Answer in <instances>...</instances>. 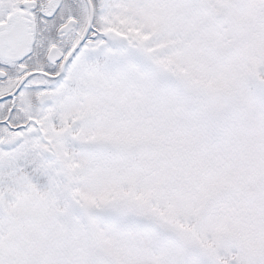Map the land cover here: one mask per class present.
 <instances>
[{"label": "snow or ice", "instance_id": "6c2138e0", "mask_svg": "<svg viewBox=\"0 0 264 264\" xmlns=\"http://www.w3.org/2000/svg\"><path fill=\"white\" fill-rule=\"evenodd\" d=\"M0 264H264V0H0Z\"/></svg>", "mask_w": 264, "mask_h": 264}]
</instances>
